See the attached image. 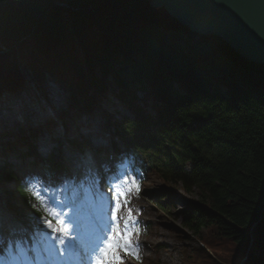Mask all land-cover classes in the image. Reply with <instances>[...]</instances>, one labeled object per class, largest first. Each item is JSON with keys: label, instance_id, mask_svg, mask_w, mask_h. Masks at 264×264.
Masks as SVG:
<instances>
[{"label": "trees", "instance_id": "16d2710c", "mask_svg": "<svg viewBox=\"0 0 264 264\" xmlns=\"http://www.w3.org/2000/svg\"><path fill=\"white\" fill-rule=\"evenodd\" d=\"M56 2L0 0V46L12 47L0 55V95L22 87L17 55L36 81L35 70L66 85V119L89 116L112 95L131 114L113 121L112 137L146 157L134 170L186 196L175 216L219 262L196 247L191 264H264V65L191 32L150 0H58L66 9ZM148 90L150 104L138 102L136 93ZM19 134L2 144L3 156L32 135ZM4 159L6 191L17 177ZM8 198L17 201L15 215L34 200L19 184ZM167 203L155 205L168 214Z\"/></svg>", "mask_w": 264, "mask_h": 264}, {"label": "rangeland", "instance_id": "374dc122", "mask_svg": "<svg viewBox=\"0 0 264 264\" xmlns=\"http://www.w3.org/2000/svg\"><path fill=\"white\" fill-rule=\"evenodd\" d=\"M150 1L153 6H158L157 0ZM155 9L158 13L166 15L163 7H155ZM0 47H2L0 55H6L12 49V47H9L8 49L3 46ZM35 77L40 81L38 84L41 90L38 91L35 90L34 87H32L34 85V80L31 77L29 78L30 82L29 80H27L25 83L26 86L30 87L29 93L22 92L20 93L22 95L14 94L13 96L9 95L7 97H10V99L15 98L16 103L18 102L16 106H18L22 102L21 99H23V97H26L25 95H29L30 98L28 100L31 101L33 105L38 104L40 106L39 108L42 107V109L40 116H26L29 124L21 128L25 129V127H28L27 129H34L33 132L30 133H36L35 135H37L38 137V143L51 141L52 138L55 141H51L52 144H50V155H37V150H39L41 146L36 145L37 149L34 150L33 156L27 158L20 157L16 161L15 159H12L11 163L14 164V169L17 175L22 178V180H29V186L37 192L39 191L43 195L44 198L42 197V201L45 205L47 203V207L50 209L53 216L63 221L65 219L63 217L65 216L61 215V213H71L72 211L76 212L79 210V207L81 205L80 198H75V194L73 193L74 187L77 188L78 186L79 188V183L73 177V172L71 169L72 164L74 163L71 156L76 155V153L70 151L65 143L73 135L71 134L67 136L66 134H63L59 128H56L53 129L49 134V136H51V139L43 137L45 135L41 134L43 138L41 137L42 139L40 140L37 126L40 121L46 120L48 117H50V114L46 110L47 99H52V101L57 100L60 104H62L61 106L57 107V114L59 115V117L61 115L63 116V113L67 111V106L69 104V93L67 91L66 85L60 80H56L48 76H45L42 79V77L38 72H36V70ZM55 95H57V97ZM150 97V90H148L147 94L141 92L136 93L138 102L145 99L147 103L150 104ZM57 104V102L55 103L53 101L52 106L55 107L57 106ZM120 111H122L120 109V104L113 98L112 95H109L106 101H102V104L100 105L98 111L92 112L85 118H81L80 121L85 123V127H89V130H85V127L79 130L80 132L82 131L84 133V141H87L90 145L98 148L103 147L104 151L106 152V155L101 158L97 155H93V164L96 163L95 166H97L98 169H100L99 166H101L106 170L107 176H110L109 184L111 185V187H113L114 182L116 185H122L121 190L127 193L126 197H120L121 208L118 212V216L121 219L119 222V226L122 230L125 228L124 220H128L129 210H131L132 216H134L136 219L143 220L149 224L148 229L142 231L139 235L132 233L131 229H127L129 232H131V238L135 239V243H138L140 245L139 251L140 255L142 256L141 264H191L193 262L192 259L194 258L195 252L193 248H199L200 244L196 241L195 238L191 237L186 231L183 230V228H181L180 221L175 216L176 211L182 208V204L183 202H185L186 196H184L178 188L164 186V184L156 180L153 176H150L148 178V181L144 186L139 185V192L136 191L135 186H132L131 191L129 192L128 188L132 185V176L129 170L126 167H123L120 175L115 172L116 160L112 157L113 155L111 154L110 149V145L112 143L110 136L112 127L111 125L110 127L108 125V123L110 122H107L108 120L106 118V114L114 115L116 114L115 112H117L121 115ZM37 112L39 113L40 111ZM12 114H14L13 111L8 116H11ZM75 114V116L77 117V113ZM123 115L125 114L123 113ZM72 119L70 122L73 123V125L70 127H73V131H75L77 129L76 127H79V124ZM16 122L18 123L19 121ZM89 122L90 124H88ZM20 123L22 122H19V124ZM42 124L44 125L45 123ZM12 128L14 127L0 126V148L2 147L3 143L13 144L18 137L20 138V134H17L15 131L12 135L9 134V129ZM16 128L17 127H15L14 129ZM88 132H91L93 135H90ZM6 135L7 137H5ZM116 143L120 148H123L121 142L117 141ZM20 144L22 145V143ZM59 148H62V150H59ZM18 151L24 152V147H21L19 145ZM58 156H61L64 159L61 160V158H58ZM50 158H53L59 162V171L56 169L47 171L46 166L41 164L40 160L47 161ZM97 162L99 163V166L97 165ZM97 178L98 184L96 185V187L104 192L105 188L103 181L99 176ZM14 187L15 185L12 182L7 184V188L10 190H14ZM76 197H79V195H77ZM53 198H56L57 200L62 201L64 205H67L66 207L64 206V211L61 209V204L54 202ZM125 200H127V203H125ZM155 202L159 204L168 202L166 206L168 209V214L162 211L160 207L154 205ZM3 204L4 199L0 202V214L2 216H5L10 220L17 221L18 223H27V227L34 232L38 242L42 239H45L42 233L37 234L38 227L39 229H45V225L43 224V222L35 221L33 219H27V221L17 220L6 211V209L3 207ZM109 204H106L107 208L109 207ZM113 204L115 205V200H113ZM81 216L85 221V212H82ZM65 226L71 230V227L69 225ZM53 227H58V225L56 223H53ZM57 235H59V233H57ZM218 247L226 251H230L232 249V246L228 243H218ZM207 253L215 257L210 249L207 250ZM208 254L207 256L209 257ZM217 254L222 255V253ZM119 255L120 257H122V259L119 261H115L114 264H133L128 259L125 252L119 251ZM186 255H188L189 258L185 261L184 256ZM12 256V254L11 256L7 254L5 256L6 261H10ZM15 256L16 259L21 262V264H24V257L21 253H16ZM215 262L219 263L217 261Z\"/></svg>", "mask_w": 264, "mask_h": 264}, {"label": "water", "instance_id": "95a60500", "mask_svg": "<svg viewBox=\"0 0 264 264\" xmlns=\"http://www.w3.org/2000/svg\"><path fill=\"white\" fill-rule=\"evenodd\" d=\"M191 32L215 36L243 60L264 65V0H157ZM67 8L66 5L55 3Z\"/></svg>", "mask_w": 264, "mask_h": 264}, {"label": "snow or ice", "instance_id": "6c2138e0", "mask_svg": "<svg viewBox=\"0 0 264 264\" xmlns=\"http://www.w3.org/2000/svg\"><path fill=\"white\" fill-rule=\"evenodd\" d=\"M135 186L136 191L139 192L138 179L132 181V185L129 186L128 191H131V187ZM122 185H116L113 182L112 196L109 198V207L104 211V218L101 223L99 231L96 233L93 241L89 244L85 250V257L81 260L73 261V250L78 246L80 236L78 229L75 227L76 221L71 217V214L61 213L65 216V219L61 221L58 218H54L50 209L41 204L40 207L44 208L45 217L38 218V221H42L45 225V229L37 228V234L42 233L45 240L48 242L49 247L60 257H65L68 264H114L115 261L122 259L119 255V251H123L129 255L139 259L140 245L135 243L131 239V232H129L128 224L132 222V213L129 210V220L125 221V228L122 230L119 226L120 217L118 212L121 208L120 197H126L127 193L121 190ZM25 191L33 192L34 190L29 186H25ZM54 200V198H53ZM115 200V206H111V201ZM127 203V200H125ZM67 206V205H63ZM53 219L59 227H53ZM71 224L73 228L70 230L65 225ZM50 230V231H48ZM114 232V234H113ZM59 233V235H57ZM8 254L11 256V247L7 249ZM0 264H21L20 261L12 256L10 261H6L5 256L0 254Z\"/></svg>", "mask_w": 264, "mask_h": 264}, {"label": "bare ground", "instance_id": "6f19581e", "mask_svg": "<svg viewBox=\"0 0 264 264\" xmlns=\"http://www.w3.org/2000/svg\"><path fill=\"white\" fill-rule=\"evenodd\" d=\"M164 9V8H163ZM164 12L167 14V12L165 11V9H164ZM169 16V15H168ZM55 94H56V92H55ZM4 96H6V97H4ZM4 96H0V109H1V111H0V126L2 127H14L15 125H19V122H23V121H25L26 120V116H32V115H34V117H36V115H38L39 113L37 112V111H40V110H38V108L40 107L38 104H32L31 103V101H29L28 99L30 98V96L29 95H25L26 97H23V99H21L22 100V102H21V104L20 105H18V106H16L17 105V103H16V101H15V98H13V99H10V97H7L8 95H4ZM48 109H50V108H48ZM13 111V113L14 114H12L11 116H8L9 114H11V112ZM37 112V113H36ZM41 112V111H40ZM6 118V119H5ZM66 119V118H65ZM66 120H68V118L66 119ZM16 121H19L18 123L16 122ZM16 122V123H15ZM12 123H14V124H12ZM21 124V123H20ZM28 127H25V129H22L23 131H21L22 133H23V135L24 136H26V134L28 133V132H33V130L34 129H27ZM38 128H41V127H38ZM37 128V129H38ZM36 134V133H35ZM35 134H32L28 139H23V141L25 142V146H28V145H30L29 144V142L31 141V142H33V141H35V139L37 140V135H35ZM90 135H93V134H90ZM33 136H34V138H33ZM48 139H51V136H46ZM32 139V140H31ZM51 141L52 142H54V140L53 139H51ZM49 142V141H47V142H45V143H42V142H40V143H38V142H35L34 143V145H37L38 144V146H41L40 147V149L39 150H37V155H40V156H44V155H46V154H48V155H50L51 153V146H50V144H52V142ZM48 142H49V144H48ZM19 145L21 146V147H24V148H26L24 145H21L20 143H19ZM68 148L71 150V151H76V149L75 148H73V147H69L68 146ZM59 150H62V148H59ZM34 151H32V153H33ZM84 159V158H83ZM92 159V158H91ZM74 161V160H73ZM72 168H73V170L76 172H80V173H85L84 171H83V167H82V165L80 164V161L78 160V163H75V161H74V163L72 164ZM84 183V184H83ZM82 184H83V186L85 185V187H86V190H87V192L89 191V189L91 188V181L90 180H88V179H85V181L83 182ZM91 196H93L94 197V195L92 194V192L91 191H89V194H88V196L86 197L87 198V201H88V203H89V206H90V208H92L93 207V204H92V202H93V200H92V197ZM91 201V202H90ZM0 218L3 220L4 219V217L2 216V215H0ZM8 222H11V223H14V221L13 220H10V219H8ZM32 234V233H31ZM96 235V234H95ZM31 242V240H29V243ZM18 246V245H17ZM18 249H19V246H18ZM13 250H15V248L13 249Z\"/></svg>", "mask_w": 264, "mask_h": 264}]
</instances>
